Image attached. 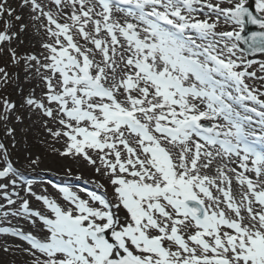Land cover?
Wrapping results in <instances>:
<instances>
[{"label":"snow or ice","instance_id":"obj_1","mask_svg":"<svg viewBox=\"0 0 264 264\" xmlns=\"http://www.w3.org/2000/svg\"><path fill=\"white\" fill-rule=\"evenodd\" d=\"M19 7L40 38L36 52L12 47L28 25L13 31L24 17L0 0V53L36 81L20 107L43 117L52 152L86 164L104 191L53 184L59 198L37 194L0 143V192L7 206L21 200L0 211L33 229L0 227L23 242L3 251L25 264H264V89L249 83L264 81L250 70L264 73V61L249 59L264 55V0ZM247 25L259 30L244 34ZM11 79L0 67V84ZM13 119L17 104L0 97L14 139Z\"/></svg>","mask_w":264,"mask_h":264},{"label":"rangeland","instance_id":"obj_2","mask_svg":"<svg viewBox=\"0 0 264 264\" xmlns=\"http://www.w3.org/2000/svg\"><path fill=\"white\" fill-rule=\"evenodd\" d=\"M252 2L254 3V0H249V3ZM9 3L12 8L15 9V15H22L24 19L21 21H15L14 17L12 18L14 28L13 31H19L20 24H26V21H29L27 19V16L23 14V10L26 9H21L19 5L22 3V0H9ZM30 22V21H29ZM27 23L28 28H30V23ZM3 29V24L0 23V30ZM25 35L26 32H22L19 34V40L13 41L12 47L17 48L19 53L23 55L25 52L33 51L30 48H24L26 45L24 44L25 41ZM20 41H23L21 43ZM34 52V51H33ZM258 61H264V56H260L259 58L255 59ZM0 67H6L8 73L10 74V77L12 79L5 85V84H0V97H8L12 101H14L17 104V113L21 116L22 120L21 122L17 123L13 119L10 121L9 126L14 128V139L13 137H9L6 134V128L2 125H0V143L5 144L9 151H10V158L12 162L18 166L19 169H21L20 163L22 161H27L30 165V160L36 159L39 157L40 160V155H45L41 153H45L47 151H50L51 147L49 145L52 144V139L51 137L48 136L47 132L45 131L43 127V117L39 116L38 114L35 113H30L27 109H22L20 107V104L22 102V95H21V89L23 90V94L27 95L28 92H30V84L27 83V80L25 79V73L23 70V65L20 66H14L11 62V59L7 53H0ZM250 70H256L257 75H264V73L259 72L258 65H255L253 69ZM19 74V81H16L15 77L16 75ZM24 78L23 81H21V78ZM249 83L254 84L257 87H260L264 89V81H259V80H252L249 81ZM39 95V94H38ZM15 143V147H13V144ZM59 146L60 144H56L55 147ZM58 147V148H59ZM49 153V152H48ZM47 154V153H46ZM49 156V154H48ZM84 164V163H83ZM14 165V166H15ZM16 167V166H15ZM17 168V167H16ZM41 173V174H39ZM31 174V173H30ZM54 174V175H53ZM51 174L50 176L46 175L44 172H38V175H31V176H43L42 180L44 183L42 185L39 183V181L35 182V179L33 178H27V179H32V186L33 190L37 194H47L50 197H58L59 195L55 192L54 188L52 187L53 184L61 185L62 186V181L64 183L63 186L69 187L73 191H79L80 189H87L90 191H98L97 187L95 184L92 183L93 179H88L89 180V185L92 186H84L87 185V182L85 181H80L75 173H54ZM75 174V175H73ZM29 176V174L27 175ZM30 176V177H31ZM85 176V175H84ZM69 177V178H68ZM72 179V180H69ZM96 179H99L98 177ZM33 182H35L33 184ZM38 182V183H37ZM58 182H61L59 184ZM105 186L107 187V196L111 199L113 197L112 189L107 186V182L105 181ZM52 188V189H51ZM45 189L47 190L45 192ZM13 189H8L9 194L11 195ZM104 190L100 189L99 192L102 193ZM82 196L84 193H80ZM20 197H23L24 199H28L24 195H20ZM21 203L20 198L17 199L16 204L12 208H8L9 211H15L16 209L19 208ZM0 204L6 205V203H2V192H0ZM30 208L33 210H39L45 211L44 206L42 205V202L33 199L29 201ZM25 221H27L25 218H23ZM24 221H21L18 219V217H13L9 215L8 217H4L2 215V211H0V227H14V228H19L24 231H32L30 228H25L23 226ZM9 244L8 245H16L20 244L8 237L4 238ZM2 254L5 256V260L9 264H25V261L27 260V257L25 254L19 252V251H9L7 253L2 252Z\"/></svg>","mask_w":264,"mask_h":264},{"label":"bare ground","instance_id":"obj_3","mask_svg":"<svg viewBox=\"0 0 264 264\" xmlns=\"http://www.w3.org/2000/svg\"><path fill=\"white\" fill-rule=\"evenodd\" d=\"M23 14L25 16H27V10H23ZM28 22L29 21H26L25 23L27 24ZM25 32H26V35H25L26 38H25L24 44L26 46L24 48H30L34 52L39 51V39L40 38L35 33V30L31 27V24H30V28H27ZM23 79L24 78L22 77L21 81H23ZM27 83L30 84V90L36 86V81H27ZM36 92H37V95L40 93L39 87H37ZM0 136H1V134H0ZM57 147H59V146H57ZM60 147H61V145H60ZM41 154H45V155L39 154L40 160L38 161V163L36 165H30L27 161H22L20 163L21 169H19V171H20L21 175H23V174L27 175L28 173L29 174L31 173V175H38L39 170H40V172L46 173V175H48V176L53 174V172L54 173H58V172L60 173L61 172V174L64 172L65 173L69 172V173H75L76 175H78L79 180L87 182V185H89V183H90L88 179L94 180L97 178L95 176V174L93 173V171L91 170V168H89L86 164H83V162L76 163V162H73L70 158L60 157L57 154L53 153L51 149H50V151H47V152L41 153ZM48 154H49V156H48ZM16 167H17V165H16ZM39 174H41V173H39ZM75 174H73V175H75ZM69 180H72V179H69ZM89 186H92V185H89ZM9 189H11V187H9ZM15 190L19 191L20 195H24L25 197H27L29 201H31L33 199V197L28 196L26 193H24L21 188H17ZM56 193L60 196V194L58 192H56ZM59 196L57 198H59ZM60 202L64 203L62 201V199L60 200ZM14 206L15 205L7 206V207L12 208ZM20 220H22V217L20 218ZM22 224L25 228H30L31 230H33L31 224L28 221L23 222ZM4 238L5 237L2 234H0V264H9L5 260V256L2 254V252H4L3 246L9 244Z\"/></svg>","mask_w":264,"mask_h":264},{"label":"water","instance_id":"obj_4","mask_svg":"<svg viewBox=\"0 0 264 264\" xmlns=\"http://www.w3.org/2000/svg\"><path fill=\"white\" fill-rule=\"evenodd\" d=\"M255 28H257V27L254 26V25H247L246 26V32L244 34H247V32H249V31H258ZM241 47H244V46L242 45ZM259 55H261V54H256L255 56H250V58H255V57L259 56Z\"/></svg>","mask_w":264,"mask_h":264}]
</instances>
